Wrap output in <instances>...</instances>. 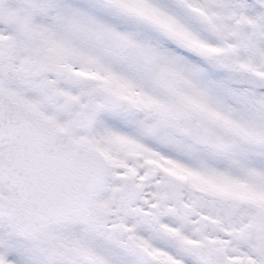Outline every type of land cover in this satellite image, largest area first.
Listing matches in <instances>:
<instances>
[{
	"label": "snow or ice",
	"instance_id": "snow-or-ice-1",
	"mask_svg": "<svg viewBox=\"0 0 264 264\" xmlns=\"http://www.w3.org/2000/svg\"><path fill=\"white\" fill-rule=\"evenodd\" d=\"M0 264H264V0H0Z\"/></svg>",
	"mask_w": 264,
	"mask_h": 264
},
{
	"label": "rangeland",
	"instance_id": "rangeland-1",
	"mask_svg": "<svg viewBox=\"0 0 264 264\" xmlns=\"http://www.w3.org/2000/svg\"><path fill=\"white\" fill-rule=\"evenodd\" d=\"M59 3L65 4V5H74V6H83L88 3V0H58ZM158 3H161L163 5L169 6V7H174L175 5V0H157ZM180 15L184 17L185 19L188 18V14L185 12H180ZM189 23L195 30H199V25L195 24L191 20H189ZM165 46L170 48L173 52L179 53L180 55L187 56L191 60H196V58L192 57L191 54L184 52L182 49H179L176 45H173L167 41L164 42ZM197 63L203 64L201 61H196ZM210 71V76L212 79L215 80H220L222 78V74L215 73L212 70Z\"/></svg>",
	"mask_w": 264,
	"mask_h": 264
},
{
	"label": "flooded vegetation",
	"instance_id": "flooded-vegetation-1",
	"mask_svg": "<svg viewBox=\"0 0 264 264\" xmlns=\"http://www.w3.org/2000/svg\"><path fill=\"white\" fill-rule=\"evenodd\" d=\"M249 3H251V0H248Z\"/></svg>",
	"mask_w": 264,
	"mask_h": 264
}]
</instances>
